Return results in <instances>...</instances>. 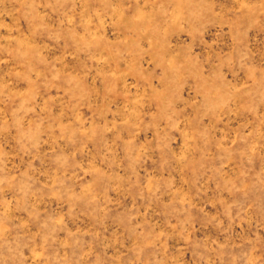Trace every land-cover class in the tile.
<instances>
[{"label": "rangeland", "instance_id": "obj_1", "mask_svg": "<svg viewBox=\"0 0 264 264\" xmlns=\"http://www.w3.org/2000/svg\"><path fill=\"white\" fill-rule=\"evenodd\" d=\"M0 264H264V0H0Z\"/></svg>", "mask_w": 264, "mask_h": 264}]
</instances>
